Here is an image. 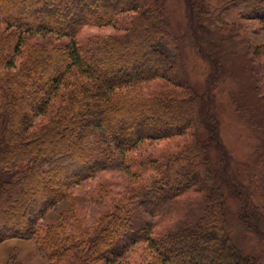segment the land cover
Here are the masks:
<instances>
[{
  "label": "trees",
  "instance_id": "16d2710c",
  "mask_svg": "<svg viewBox=\"0 0 264 264\" xmlns=\"http://www.w3.org/2000/svg\"><path fill=\"white\" fill-rule=\"evenodd\" d=\"M182 2L210 78L226 74L224 39L246 57L253 101L236 94L232 103L249 127L264 128V42L253 44L244 24H264V0ZM90 27L101 31L79 39ZM214 33L224 39L210 41ZM204 95L165 0H0V243L31 240L42 264H260L234 243L224 194L264 241V145L247 181ZM112 168L127 178L118 189L97 184L99 215L89 221L76 206L43 221ZM188 191L202 201L177 203ZM166 212L173 218L157 230ZM141 243L145 256L129 262Z\"/></svg>",
  "mask_w": 264,
  "mask_h": 264
},
{
  "label": "rangeland",
  "instance_id": "374dc122",
  "mask_svg": "<svg viewBox=\"0 0 264 264\" xmlns=\"http://www.w3.org/2000/svg\"><path fill=\"white\" fill-rule=\"evenodd\" d=\"M165 5L170 23L173 27L175 43L181 48V51L186 57V68L190 81L196 91L201 95L204 93L206 94L204 96L207 97L213 95L210 104H212L211 107L220 120L222 140L234 159L240 162L238 164L242 168L243 174L245 173L244 177L248 181L249 173L255 172L259 167L254 152L258 147L261 148L264 145V128L258 125L255 131L249 127L239 117L235 105L232 103L233 96L236 94H242L246 100L253 101L252 81L245 68L246 57L238 51H233L232 48L235 46L234 42L226 41L223 36L214 33L209 38L210 41L221 42L224 39L222 42L226 53H224L221 59L225 60L226 74H217L213 78H210L211 69L209 65L196 55L189 44V33L182 0H165ZM244 24L247 29V35L253 44H261L264 42L263 23L258 20H246ZM110 30V28H107V31ZM97 31L101 30L91 27L86 28L80 33L79 39H82L86 33L93 34ZM217 63L219 64L220 61ZM166 143L160 141L153 143L152 146L163 147L166 146ZM206 150L207 153L212 152L210 147ZM126 178V173L119 168L99 171L93 180L74 188L67 199L60 202L45 215L43 221L55 222L60 216L70 215L71 210H75L77 207H82L88 212L90 221L104 210V202L98 194L97 184L100 182L112 185L114 189H118ZM224 195L225 208L232 228L234 243L243 253L259 257L260 264H264V241L247 230L239 220L235 199L231 195H228L227 192ZM200 201H202L200 194L188 191L178 198L177 203L184 202V204L191 205L192 202ZM176 206L177 204L169 208V210L172 212ZM186 210L188 211L189 209L185 208L181 214H184ZM169 214L170 212H166L164 218L157 220V230H160L168 220L173 218ZM145 252V245L142 243L138 244L130 253L128 258L129 262L135 260L140 255L145 256ZM44 261L45 257L43 253L37 249L35 243L31 240L11 238L0 243V264H42Z\"/></svg>",
  "mask_w": 264,
  "mask_h": 264
}]
</instances>
